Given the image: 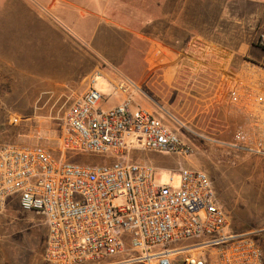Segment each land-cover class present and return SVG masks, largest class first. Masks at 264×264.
<instances>
[{
    "label": "built area",
    "instance_id": "built-area-1",
    "mask_svg": "<svg viewBox=\"0 0 264 264\" xmlns=\"http://www.w3.org/2000/svg\"><path fill=\"white\" fill-rule=\"evenodd\" d=\"M257 42L264 52V31ZM248 63L227 97L249 119L246 151L264 155V64ZM116 89L124 99L109 108L94 78L72 99L58 154L0 142V215L15 195L21 209L42 216L48 264H264L263 247L231 230L204 170L180 166L177 186L157 184L154 165L130 160L132 139L144 150L189 155L192 147L150 110L131 105L130 84ZM74 152L107 156L102 163L66 158Z\"/></svg>",
    "mask_w": 264,
    "mask_h": 264
},
{
    "label": "rangeland",
    "instance_id": "rangeland-1",
    "mask_svg": "<svg viewBox=\"0 0 264 264\" xmlns=\"http://www.w3.org/2000/svg\"><path fill=\"white\" fill-rule=\"evenodd\" d=\"M159 23L160 27L146 29L162 48L153 58H146V37L123 35L117 29L108 44L109 52L104 44L97 48L93 41L96 31L87 43L85 37L74 39L73 52L48 55L40 51L28 63L25 45H18L22 66L15 69L0 64V142L41 144L58 154L68 106L86 90L90 79L94 78V88L104 96L102 107L116 106L124 99L116 84L125 81L130 84L132 106L150 110L192 147L189 155L144 150L138 149L132 139L130 160L154 165L157 184L177 186L180 166L204 170L229 216L231 230L247 233L263 247L264 155L246 151L243 140H253L250 122L228 102L227 90L236 76L250 67L244 49L250 48L248 56L254 59L263 58L257 37L264 29L238 30L243 42L249 43H199L191 45L196 50L190 51L187 45H173V29H167L165 21ZM225 30L232 40L233 32ZM173 46L179 56L174 84L169 82ZM205 47L208 51L203 50ZM232 53L236 62L242 63L238 71H232L233 64L225 58ZM14 116L20 118L16 124L11 121ZM105 156L66 153V158L83 163H102ZM46 232L42 216L21 209L13 195L0 215V264H48L43 260Z\"/></svg>",
    "mask_w": 264,
    "mask_h": 264
},
{
    "label": "crops",
    "instance_id": "crops-1",
    "mask_svg": "<svg viewBox=\"0 0 264 264\" xmlns=\"http://www.w3.org/2000/svg\"><path fill=\"white\" fill-rule=\"evenodd\" d=\"M162 21L167 29H173V45H187L190 51L196 50L191 45L199 43H249L243 42L238 30L264 29V0H0V64L15 69L22 66L17 55L21 44L25 45L26 63L40 51L48 55L73 52L74 39L85 37L87 43L94 31L97 48L104 44L108 51L114 29L123 35L146 37V58H153L162 48L146 29L160 27ZM225 29L233 32L232 40ZM203 50L208 51L206 47ZM249 51L244 49L247 62L264 64V55L260 61L248 56ZM177 53L173 46V74L169 77L173 84L177 82ZM232 55L225 58L233 64L231 70L238 71L242 63Z\"/></svg>",
    "mask_w": 264,
    "mask_h": 264
},
{
    "label": "trees",
    "instance_id": "trees-1",
    "mask_svg": "<svg viewBox=\"0 0 264 264\" xmlns=\"http://www.w3.org/2000/svg\"><path fill=\"white\" fill-rule=\"evenodd\" d=\"M263 244H264V241H263ZM263 254H264V245H263Z\"/></svg>",
    "mask_w": 264,
    "mask_h": 264
}]
</instances>
